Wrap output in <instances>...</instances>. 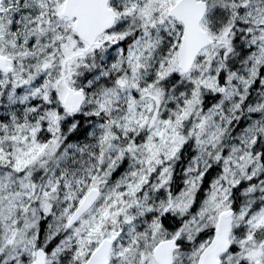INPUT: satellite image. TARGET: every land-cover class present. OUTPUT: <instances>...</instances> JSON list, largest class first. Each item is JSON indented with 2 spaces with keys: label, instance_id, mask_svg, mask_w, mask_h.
<instances>
[{
  "label": "snow or ice",
  "instance_id": "1",
  "mask_svg": "<svg viewBox=\"0 0 264 264\" xmlns=\"http://www.w3.org/2000/svg\"><path fill=\"white\" fill-rule=\"evenodd\" d=\"M0 264H264V0H0Z\"/></svg>",
  "mask_w": 264,
  "mask_h": 264
}]
</instances>
